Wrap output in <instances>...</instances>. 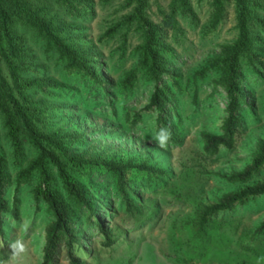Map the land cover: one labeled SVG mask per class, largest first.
Wrapping results in <instances>:
<instances>
[{"label": "rangeland", "instance_id": "rangeland-1", "mask_svg": "<svg viewBox=\"0 0 264 264\" xmlns=\"http://www.w3.org/2000/svg\"><path fill=\"white\" fill-rule=\"evenodd\" d=\"M92 1L91 15L74 23L80 35L95 46L98 59L94 68L104 82V91L95 84L93 91L84 79L63 73L54 56L44 54L36 44V33L25 19L15 20L24 46L32 50L36 64L33 73L52 80L65 77L67 82L48 97L42 91L34 93L36 99L43 97V105L48 109L47 118H35L36 124L65 142L63 152L55 149L60 155L102 163H145L155 172L146 173L147 178L142 174L145 172H137L142 176H132L129 182V197L142 207V215H132L126 209L104 165L88 166L77 172L78 178L83 177L86 197L96 217L109 231L106 239L113 240L104 244L105 236L93 220H88L84 210L74 218L81 244L78 249L74 245L72 253L87 264H264V234L260 237L254 232L264 220V195L222 215V223L219 216L207 241L194 233L196 207L200 203H215L222 194L241 188L225 176L249 165L256 143L264 141V36L258 62L242 70V97L237 112L240 124L232 147L220 146L211 157L203 152L201 134L221 133L222 122L228 115L229 96L215 85L219 72L209 61L221 45L236 37L233 2L226 1L227 15L214 29L207 26L206 0H192L194 17L180 18L176 28L165 29V42L169 45L165 60L172 78L164 79L174 94L162 115L178 139L161 149L152 139L159 127V111L153 107L146 109L153 83L139 73L131 90L121 87L126 72L138 63V36L130 31L124 40V29L105 36V31L127 13L124 1ZM168 2L147 0L145 12L149 19L160 22L162 15L158 9L167 12ZM0 68L11 82L3 59ZM172 79L180 84V89L173 87ZM135 114H139V120L133 123ZM0 149L9 179L3 198L9 209L15 206L14 212L0 213V264H41L50 211L34 197L37 175L20 182L16 179L18 170L27 168L38 150L25 134L16 150L1 117ZM51 173L56 174L54 169ZM256 181H264V166L248 183ZM23 224L28 225L26 231L21 228ZM17 239L23 240L28 250L14 260L9 245ZM55 260L69 263L64 245L58 247Z\"/></svg>", "mask_w": 264, "mask_h": 264}, {"label": "trees", "instance_id": "trees-1", "mask_svg": "<svg viewBox=\"0 0 264 264\" xmlns=\"http://www.w3.org/2000/svg\"><path fill=\"white\" fill-rule=\"evenodd\" d=\"M127 13L119 21L105 31V36H113L124 29L122 37L127 39L128 32H134L139 39L136 46L137 65L126 72L121 87L131 90L133 82L140 73L153 83V92L146 109L155 108L159 112L157 131L166 127L171 138L177 141L178 136L165 123L162 113L165 105L173 96L171 85L164 76H172L166 67L168 44L165 29L176 28L180 18H193L192 0H169L168 11L159 8L162 15L160 22L149 19L145 10L147 0H122ZM227 0H206L208 8L207 26L218 27L227 15ZM236 37L229 43L220 46L219 52L212 57L209 64L219 72L215 85L222 87L229 101L228 115L221 125V133L203 132L202 149L207 156L217 154L220 146L232 147L235 134L240 124L238 116L239 101L242 97L240 81L243 77V67H254L261 54L262 37L264 36V5L262 0H232ZM92 0H0V59L7 65L11 82L3 75L0 68V117L8 139L16 150L20 146V137L27 135L38 150V155L25 169H19L17 182L31 179L37 175L38 183L33 188L36 200H41L50 211V220L45 226V242L41 264H60L55 260L58 247L64 245L69 255L67 264H87L80 261L73 252L80 247L81 235L75 225V217L79 212L87 211L88 220L105 236L104 244H110L112 238L106 239L109 231L104 230L102 223L96 217V212L86 197L82 178L77 172L88 166L104 165L105 170L113 177V184L119 192L120 199L132 215H142V207L136 206L130 199L129 182L132 176L145 178L154 173V169L145 163L138 166L118 161H87L84 158L60 155L55 149L63 152L65 142L47 129H40L35 118L46 119L48 109L43 105V97L36 99L34 93L42 91L44 96L50 95L66 84V78L52 80L48 77H38L34 72L35 59L32 50L26 48L18 33L15 20L24 18L29 28L35 31L34 41L41 47L44 54L54 56L60 70L67 75L75 74L84 79L91 90L98 86L104 91V82L98 70L94 68L98 55L92 42L78 32L74 21L85 20L93 10ZM167 31V30H166ZM52 54V55H51ZM172 78V77H171ZM173 87L180 89V84L172 79ZM63 84V85H62ZM95 84V85H94ZM98 87H96L98 89ZM46 117V118H45ZM139 120L135 114L132 122ZM52 147V148H51ZM264 166V141H258L255 146L251 163L244 169L225 176L234 185L241 188L222 194L215 203H200L196 207L197 217L194 233L202 241H207L209 231L214 222L232 213L250 199L264 195V181L248 183L253 175ZM5 157L0 149V213L14 212L15 206L8 207L3 198V190L9 185L6 173ZM55 170L56 174L51 173ZM138 170V171H137ZM140 172V173H137ZM140 174V175H139ZM223 215V216H222ZM222 216V217H221ZM223 218L220 219V222ZM222 223V222H221ZM255 234H264V220L255 229Z\"/></svg>", "mask_w": 264, "mask_h": 264}, {"label": "clouds", "instance_id": "clouds-1", "mask_svg": "<svg viewBox=\"0 0 264 264\" xmlns=\"http://www.w3.org/2000/svg\"><path fill=\"white\" fill-rule=\"evenodd\" d=\"M170 138H171V134L166 127L160 128L159 131L155 132L152 137L153 141H155L157 146L161 149L167 148ZM27 227H28L27 224L21 225V228L25 231L27 230ZM9 248L11 249L12 259L14 260L20 255L25 254L28 250L25 242L21 239H17L13 241L9 245Z\"/></svg>", "mask_w": 264, "mask_h": 264}]
</instances>
